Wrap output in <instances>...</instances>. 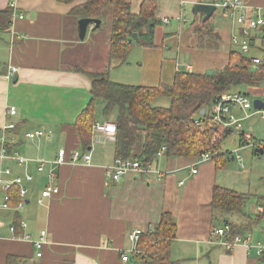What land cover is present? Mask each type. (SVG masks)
I'll list each match as a JSON object with an SVG mask.
<instances>
[{
    "label": "crops",
    "instance_id": "1",
    "mask_svg": "<svg viewBox=\"0 0 264 264\" xmlns=\"http://www.w3.org/2000/svg\"><path fill=\"white\" fill-rule=\"evenodd\" d=\"M126 1L131 13L138 14L145 0ZM243 1L264 15V0ZM85 2L0 0V12L10 15L9 26L0 32V131L8 124L15 126L4 135L7 154L13 156L0 159V206L7 196L5 184L19 178L21 185L17 188L26 191L22 208L17 209V204L0 208V264H5L8 256L25 259L26 264H141L134 255L139 240L134 244L128 235L135 230L142 233L152 230L163 213L170 214L176 227L168 248V264H264V251L258 255L254 248L246 250L240 246L226 252L215 244V229L228 223L245 227L255 218L256 205L264 198V194L257 192L258 188L252 196L248 182L251 172L248 177H241L249 171L245 173L242 158L240 162L237 160L239 151L244 149L237 134L231 153L222 150L221 142L226 137L221 139L216 159L196 163L195 157L156 154L149 163V171L129 172L118 181L110 180L105 171L115 159L113 142L89 145L90 150L86 151L91 152L90 163L61 165L56 169L57 195L41 197L49 184L48 173L58 150L82 151L73 124L90 100L91 83L86 73L107 72L110 81L120 84L111 80L109 74L110 69L121 67L118 65L122 63L109 59L110 34L101 40L98 28L91 30V26L82 41L78 38V19L69 13ZM196 3L205 2L156 0L154 31L162 36L153 35L151 47L145 41L137 45L144 46L143 52L149 57H156L159 72L155 73V66L149 71L148 65L144 72L151 74L140 76L138 86L155 87L160 81L170 84L176 67L185 72L187 64L195 74L220 71L228 63L230 51L238 50L230 45V23L221 17L224 21L218 30L214 12L208 21L210 34H199L197 28L203 23V14L194 15L191 10L194 16L189 18L185 9L189 6L193 9ZM170 31L173 32L169 34ZM147 48L150 50L146 51ZM84 49L88 63L92 64L85 65L82 61ZM151 50L154 52L150 53ZM164 54L166 57L162 59ZM183 55L190 58L185 65L178 62V59L184 62ZM92 65L102 68L95 70ZM11 68L15 72L10 75ZM252 90L257 94L256 99L263 102L264 88ZM10 107L15 109L12 117L7 112ZM232 112L240 123L258 117L251 113L243 120L240 110L232 109ZM101 118L96 120L95 112L93 123L107 119L102 114ZM257 121L255 125L264 126L259 117ZM36 132L43 135L35 139L27 137ZM245 133L257 140L251 132ZM260 135L264 137L263 133ZM257 147L261 148H250ZM18 158L23 162L19 163ZM39 160L45 162L40 172ZM227 168L234 174L231 180ZM27 176L31 181L26 180ZM215 187L242 195L245 203L241 212L213 210ZM16 220L20 223L17 234L11 230ZM249 225L250 229L242 234L249 236L251 244L264 245V222ZM43 231L46 244L40 249L41 257H36L34 242ZM125 253L128 262L121 260Z\"/></svg>",
    "mask_w": 264,
    "mask_h": 264
},
{
    "label": "trees",
    "instance_id": "2",
    "mask_svg": "<svg viewBox=\"0 0 264 264\" xmlns=\"http://www.w3.org/2000/svg\"><path fill=\"white\" fill-rule=\"evenodd\" d=\"M57 1L71 4L74 0ZM107 7L111 8L110 60L121 63L132 46L140 41L153 46L156 0H145L138 14L131 13L126 0H86L84 4L73 7L69 15L78 20H101ZM9 17L7 12H0V32L9 26ZM208 21L197 28L202 36L207 32L210 34ZM134 34L136 41H133ZM249 65L250 59L234 49L230 51L228 63L212 75L176 72L171 84H159L155 87L114 83L109 80L107 72L86 73L91 83L90 100L73 124L80 148L86 151L90 145L91 128L95 119L94 107L96 101L101 100L104 103L102 116L108 118L114 115L117 130L113 143L114 158H129L146 165L152 162L162 148L167 156L196 158L201 153L216 152L221 139L230 134L225 132L218 142L212 144L215 127L209 116L212 105L217 98L233 89L258 88L264 75L257 70L250 71ZM159 97L168 98L170 107L153 106V102ZM261 149L264 152V146ZM7 196V203L16 206L20 200L19 188L10 186ZM262 200L264 198L257 205ZM244 203L245 198L232 190L219 187L213 190L212 208L217 212L240 213ZM261 222H264V216L255 212V218L249 224ZM249 224L245 227L230 223L227 225L233 235H245L246 233H242L250 229ZM19 225L17 220L14 221L12 227L15 234L19 231ZM175 228L170 214L163 213L152 230L142 233L134 253L141 264H168V248L175 236ZM5 264H26V260L8 256Z\"/></svg>",
    "mask_w": 264,
    "mask_h": 264
},
{
    "label": "built area",
    "instance_id": "3",
    "mask_svg": "<svg viewBox=\"0 0 264 264\" xmlns=\"http://www.w3.org/2000/svg\"><path fill=\"white\" fill-rule=\"evenodd\" d=\"M206 5L213 6L216 9H220L222 17L227 20L231 25L232 33L230 35V44L232 47H236L238 51L245 57L250 59L249 68H255L260 74L264 75V15L261 10L250 9L243 0H204ZM12 6V5H11ZM168 20H164L167 23ZM254 51L257 52L256 55L250 56V53ZM180 67H176V71L180 72ZM11 71H15L12 69ZM184 71L191 73L192 68L190 65L184 66ZM238 108L243 112V120L248 119L252 114H256L260 120L264 121V105L261 108L254 109L253 101H251L247 94L241 92L228 91L223 94L221 97L217 98L213 103L211 112L209 114L210 119L214 122L215 127L212 144L218 142L224 135L225 132L230 135L239 134L240 144L247 145L250 147L255 146H264L263 140H254L251 135L242 131L240 121H235L229 114L231 110ZM11 113H15L13 107L9 108ZM250 111V112H249ZM12 125L4 126L1 130L10 129ZM91 139L90 146L97 144H105L106 142L115 141L116 137V124L114 121H104V122H95L91 128ZM42 135L41 132H36L28 134L29 139H35ZM5 142L0 138V159L11 158L13 155L7 154ZM164 148L160 149L157 152V155L160 156L164 153ZM214 156H217L216 152L201 153L196 157V163H203L205 161H210ZM15 159V157H14ZM19 163H22V158H18ZM91 160L90 151H72L67 153L65 149H59L57 153V158L52 164V168L49 170L48 178L53 179L55 177L56 169L61 165L71 164L76 165L79 163L89 164ZM237 160L240 162L241 157L237 156ZM45 167V162L43 160L38 161L37 170L40 172ZM150 165L141 164L138 160L133 159H122L115 158L110 166L106 168V175L112 181H118L122 178L123 175L129 172L143 173L149 171ZM195 173V170L192 171ZM6 174L9 173L8 170L5 171ZM27 181H31V177H26ZM13 183L15 185H21V179L16 178ZM11 184H5V190H8ZM25 190H19L20 200L17 203V209L22 208L23 206V197L25 195ZM57 193V188L46 186L41 193L42 198L51 197ZM8 196L4 197V202L0 206L1 208H8L9 204L7 203ZM19 203H22L20 205ZM255 212L264 216V200L256 206ZM22 226H24L22 224ZM13 231V228H11ZM215 235L216 242L215 244L226 252H232L237 247H244L246 250L254 248L258 255H261L264 251V245L262 244H251L249 236L243 237L240 235H233L231 229L228 225L216 229L213 231ZM141 231L135 230L128 235L129 241L132 243H137ZM46 244L45 232H41L40 238L38 241L34 242V247L38 251L36 257H40V249L43 245ZM123 262L128 261V255L124 254L121 257Z\"/></svg>",
    "mask_w": 264,
    "mask_h": 264
},
{
    "label": "rangeland",
    "instance_id": "4",
    "mask_svg": "<svg viewBox=\"0 0 264 264\" xmlns=\"http://www.w3.org/2000/svg\"><path fill=\"white\" fill-rule=\"evenodd\" d=\"M187 8H185V9L187 10L189 18H191L192 16H194L191 13L192 6H189ZM183 17L185 18V15H183ZM221 17H222V14H221L220 9H216L214 11L213 18L216 19L215 20V22H216L215 26L218 27L217 28L218 30H220V28H221L220 26L223 25L222 22L225 20L223 17L222 18L224 20H222ZM210 24H211V22H210ZM110 28H111V8L107 7L104 10L103 15H102V24L97 29L99 37H101V40L108 38V34H110V32H111ZM173 31H170L169 34ZM214 31H215V29H214ZM89 35H90V33L87 36H89ZM153 35H155L156 38L158 36H160V37L162 36V34L161 33L158 34L157 31H154ZM153 44H154V39H153ZM140 47H142V46L134 44V46H132V48L130 50V53L127 55L126 59L124 61H122L121 64L118 65L121 67H116L115 69L109 70V74H111V80H116V82H119L120 84H125V85L131 84V86H138L137 84H140V82H139L140 76H142L144 73H145V75L151 74V73H149V71H151L154 66H155V68H154L155 73L159 72L158 64H157L158 62H156L157 61L156 57L154 55L149 57L148 53L143 52L144 46L142 48H140ZM149 50L150 49L147 48L146 51H149ZM85 52L87 53L86 49H84L82 51V55H83L82 61L86 65V64H89L90 62L88 63ZM153 52H154L153 50L150 51V53H153ZM101 53H102V51L100 52V55H101ZM254 55H256V52L252 51L250 53V56H254ZM183 56L185 57L184 62H181L180 59H178V62L185 65L186 63L190 62V58L188 56H185V55H183ZM96 57L98 58L97 55H96ZM165 57L166 56L164 54L162 59H164ZM97 58L95 59V61H97ZM228 58H229V55H228ZM199 61H198V64H199ZM90 64H92V63H90ZM148 65H149V67H148L149 71L146 70V72H144L145 71L144 69ZM92 67L96 68L95 70H99L97 68H102V67H97L96 65H92ZM77 69L81 70V67L77 66ZM216 71H218V70H209L207 72H216ZM155 77H158V75H155ZM109 80H110V78H109ZM172 81H173V78H172L170 84L172 83ZM159 84L164 85L165 83H163V81H160L158 84L155 83V86H157ZM165 85H169V84H165ZM249 89H250V93L248 94V97L251 101H254L257 98L256 97L257 94L253 92L254 90H252L253 89L252 87L238 88V89H233L231 91L241 92V93L247 94V91ZM254 89H256V88H254ZM262 100L264 102V98H262ZM152 105L156 106V107H161V108H168V107H170V101L168 98L159 97L153 102ZM102 107H104V103L102 101H97L95 103L94 109L96 112V118H97L96 120L102 119L101 118V109H103ZM111 116H114V115H111ZM111 116L108 117L106 119V121H112L113 119ZM243 116L244 115H242V117ZM109 118H111V119H109ZM257 119H258V117H255L254 119L251 118L249 121L241 122V127H242L243 131L251 132L254 135L255 139L263 140L264 137H259V136H261L260 133L264 134V126H262L261 124H260L261 126L260 125L258 126L257 124H256L257 125L256 126L254 123L258 122ZM261 131H263V132H261ZM233 140L234 141L237 140L236 135H231L230 137H226L225 139H223L221 142L222 150L228 151V153H231L232 150H234V146H235V143L233 142ZM242 147H244V149L239 151V155L241 156V158L243 159V162L245 164L246 168L244 169V171H247L245 173L247 174L249 171V174L246 176L242 175L241 177H243V178L248 177L250 175V172H251V175L249 176L248 182L251 185L249 190H251L252 196H253V192L255 191L256 188L259 189L257 192H259L260 194H264V152H263V154H260L258 156L257 155L253 156L252 153L255 149H252V148H250V146H247V145H242ZM217 152H218V150H217ZM228 165H229V163H228ZM230 168H232V167H230ZM227 170H228V173L230 175V180H231L232 179L231 176H234V174L231 173L229 168H227ZM254 199H255V197L252 198V200H254Z\"/></svg>",
    "mask_w": 264,
    "mask_h": 264
},
{
    "label": "water",
    "instance_id": "5",
    "mask_svg": "<svg viewBox=\"0 0 264 264\" xmlns=\"http://www.w3.org/2000/svg\"><path fill=\"white\" fill-rule=\"evenodd\" d=\"M215 11V8L213 6L210 5H206L203 3H196L193 6L192 9V13L194 15L196 14H203V22L209 20V18L212 16L213 12ZM101 23V20L99 19H91V18H81L77 21V35L79 40H83L87 31V28L91 27L94 25V28L91 30H95L97 28H99ZM137 37L134 34L133 35V41H136ZM250 71L254 72L255 68H250ZM213 72H207L208 75H212ZM15 80V77L13 78V81ZM258 88H264V80L261 81V83L259 84ZM263 106V102L259 99H255L253 101V108L254 109H258L261 108ZM201 113H203V110L201 111ZM90 150V148L88 149ZM254 153L260 155L263 154V150L262 149H256L254 151Z\"/></svg>",
    "mask_w": 264,
    "mask_h": 264
},
{
    "label": "bare ground",
    "instance_id": "6",
    "mask_svg": "<svg viewBox=\"0 0 264 264\" xmlns=\"http://www.w3.org/2000/svg\"><path fill=\"white\" fill-rule=\"evenodd\" d=\"M11 9H12V7L11 6H9ZM93 28H94V25H93ZM12 70V68L10 69V71H9V74L11 75V74H13L14 72L13 71H11ZM14 78V77H13ZM235 109H238V108H235ZM238 110H240V109H238ZM241 111V110H240ZM8 114L12 117V116H14V114L13 113H11L10 112V110L8 109ZM204 112V111H203ZM242 112V111H241ZM243 113V112H242ZM235 121H241L240 119H237V117L234 115V113L232 112V110H231V114H229ZM8 125H12L13 127L12 128H10V129H5V130H1L0 132H1V134H2V136L0 137V138H2L3 140H4V142L6 141L5 140V138H4V135L7 133V132H9V131H11V130H13L14 128H15V126L13 125V124H8ZM8 125H6V126H8ZM30 134H32V133H30ZM28 135V134H27ZM43 135V134H42ZM41 135V136H42ZM40 136V137H41ZM257 149H261V148H257ZM256 150V149H255ZM208 153V152H207ZM57 158V157H56ZM56 160V159H55ZM57 173L55 172V177L51 180V179H49V184L47 185V186H51V187H55V188H57V193H58V187L56 186V178H57ZM17 186V185H15V183H11V186ZM17 187H19V186H17ZM44 190V189H43ZM26 192V191H25ZM42 193V192H41ZM57 193L55 194V195H57ZM20 205H22V203H19ZM1 208V207H0ZM21 208V207H20ZM227 225V224H226ZM229 226V225H228ZM223 227V226H222ZM217 229H219V228H217ZM216 230V229H215ZM140 231V230H139ZM141 235H142V232H141ZM140 235V236H141ZM240 236H245V235H240ZM245 237H247V236H245ZM45 240H46V234H45ZM41 254V253H40ZM126 254V253H125ZM124 255V254H123ZM40 257H41V255H40ZM128 261H129V257H128ZM127 261V262H128Z\"/></svg>",
    "mask_w": 264,
    "mask_h": 264
}]
</instances>
